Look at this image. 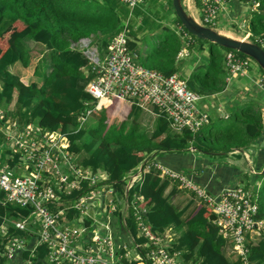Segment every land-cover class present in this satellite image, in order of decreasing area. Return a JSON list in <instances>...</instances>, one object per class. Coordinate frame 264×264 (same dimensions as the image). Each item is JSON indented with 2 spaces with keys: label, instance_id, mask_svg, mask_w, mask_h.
Returning a JSON list of instances; mask_svg holds the SVG:
<instances>
[{
  "label": "trees",
  "instance_id": "trees-1",
  "mask_svg": "<svg viewBox=\"0 0 264 264\" xmlns=\"http://www.w3.org/2000/svg\"><path fill=\"white\" fill-rule=\"evenodd\" d=\"M239 1L248 5L257 3L247 18L248 29L256 36H264V0ZM5 19L9 22L3 26ZM175 21L183 27L176 15ZM120 26L121 17L108 0H0V104L6 106L13 103L12 112L18 123L27 115L25 120L41 133L50 131L64 135L68 139L69 152L86 154L83 165L93 170L102 167L107 181L120 190L124 174L143 162V167L150 165L164 153L188 152L190 147L194 148V152L206 154L251 150L264 129V109L255 99L238 102L225 118L211 117L209 124L195 133L188 129L176 130L170 126L165 113L152 107L156 121L151 134L142 128L138 120L143 110L130 102L120 123L110 124L109 119L117 111V106L125 102L114 101L102 110L99 127L90 130L88 133L91 138L85 140L86 130L84 127L79 128L77 113L83 109L84 102L93 101L84 89L89 77L85 73L88 59L82 51L73 50L71 43L81 38H89L94 45L107 43ZM191 36L196 39L189 46L191 51L206 50L208 58L204 64L194 67L189 77L182 74L181 67L176 63L177 53L183 46L182 39L168 25L158 30L151 29L137 37L141 48L135 40H128L127 47L137 54L140 64L167 76L178 74L186 78L187 86L199 95L210 96L223 92L227 76L224 54L229 49ZM26 37L51 47L46 57H41V62L50 68L40 81L29 82L9 69L17 63L25 68L29 66L34 49L25 47L23 39ZM144 46L145 52L142 51ZM38 67L39 64L35 66L34 74ZM260 71L264 73L261 68ZM6 117L4 115L2 123ZM111 125L115 126L112 129L115 133H112ZM5 149L8 154L4 162L14 167L19 160V153L11 149L9 143ZM260 175L263 180L262 193H257L256 218L264 220V170L254 174L255 177ZM250 185L247 182L245 188L250 189ZM180 191L184 190L176 182L162 180L150 166L128 196L134 193L141 196V200L136 203L137 208L145 211V220L151 232H162L166 227H174L179 235L171 248L182 250L185 259L197 260L200 264H242L238 257L227 255L225 239L219 234L217 225L209 220L212 214L209 207L202 202L195 203L193 199L182 208L172 203L173 197ZM77 195L78 192L73 191L64 196L75 198ZM12 209L26 212L11 204H0V225L5 214ZM11 215L17 217L13 212ZM126 227L131 236L136 235L134 210L131 208L127 212ZM10 231L23 234L19 230ZM135 240L139 244L145 242L144 237ZM1 247L0 243V264H44L47 253L46 247L40 245L34 255L31 256L30 251L25 250L8 262L2 256ZM138 252L143 254L144 249L139 248ZM249 260L252 264H264V233L257 245L251 248ZM137 262L133 259L123 260V264Z\"/></svg>",
  "mask_w": 264,
  "mask_h": 264
},
{
  "label": "built area",
  "instance_id": "built-area-1",
  "mask_svg": "<svg viewBox=\"0 0 264 264\" xmlns=\"http://www.w3.org/2000/svg\"><path fill=\"white\" fill-rule=\"evenodd\" d=\"M128 8L148 0H118ZM231 0H191L190 13L200 24L218 32L221 13ZM255 10L257 3L250 5ZM178 25V24H177ZM244 23L237 25L242 39L255 42L264 48V36L254 35ZM217 27V28H216ZM175 31L182 39L178 57L187 54L188 47L195 43L180 25ZM128 30L119 29L106 43V52L101 55L97 45L89 38L71 43V48L82 51L88 59L85 73L89 75L84 89L93 101L84 102L77 113V122L83 127L88 117L102 111L114 101L134 103L145 112L156 107L165 113L173 128L197 132L209 124L210 113L203 106L202 96L192 91L185 78L178 74L165 75L143 66L135 59L137 54L127 47ZM226 84L237 74H246L251 69V58L239 55L235 50L225 51ZM256 86L264 93V73L256 79ZM16 125V122H15ZM54 133L56 135L54 136ZM17 134V133H16ZM33 135L30 140L26 136ZM5 139L19 160L14 167L7 162L0 164V204H11L26 210L22 213L12 209L17 219L7 224V216L0 225L2 256L10 262L25 250L34 255L38 246L46 247L44 264H123V260L143 259V264H200L185 259L183 251L171 248L177 238L172 226L162 232L150 231L145 220V211L137 208L141 196H128L140 182L150 166L158 176L169 183L176 182L180 189L192 194L197 203L202 202L216 216L213 221L226 241L228 256L238 257L242 264H252L250 250L261 239L264 220L257 219L258 195L241 184L227 185L211 192L194 180L193 170L182 172L168 167L160 158L150 165L138 166L121 178L122 189L107 181L103 168L93 170L76 162V154L69 152L68 139L57 132L41 133L33 124L20 129L17 136ZM67 141L62 145L61 141ZM190 151L194 148L190 147ZM238 152L234 150L230 153ZM245 152L250 161L251 152ZM252 174L258 172L250 167ZM73 191L75 198H68ZM134 210L137 228L131 236L126 227L128 209ZM10 229L21 233H11ZM263 231V232H261ZM125 238L121 239V234ZM144 237L139 244L136 238ZM144 249V253L138 249ZM129 250L135 255L129 257Z\"/></svg>",
  "mask_w": 264,
  "mask_h": 264
},
{
  "label": "crops",
  "instance_id": "crops-1",
  "mask_svg": "<svg viewBox=\"0 0 264 264\" xmlns=\"http://www.w3.org/2000/svg\"><path fill=\"white\" fill-rule=\"evenodd\" d=\"M162 1L163 0H148V4L150 3V5H148L150 8V12L155 17V21H153L151 27L146 30L148 32L151 29L158 30L161 26L165 25L163 20L160 19L162 17L161 11L157 9V7L163 5ZM165 1H169L171 8V4H172L171 0H165ZM190 2L191 0H181L183 8L187 12L193 11L192 7L188 8ZM108 3L116 9L122 20L124 18V16L122 15L123 9L121 8L122 3H120L118 0H108ZM124 6L127 9H129L128 11L129 13L132 11L133 8L136 7L135 6L133 8H128L126 5ZM248 8L251 9V6L248 4L240 2L239 0H231L221 13V18L218 24L219 26L217 28L220 30V33H221V29H230L231 22H236L237 19L240 18V16H242L241 15L242 12L246 11ZM168 25H172V24H168ZM171 28L175 29L176 27L171 26ZM145 32H143V34ZM237 32L239 33V37L238 35H236L235 37L242 39L241 32L239 31ZM141 35L142 32L139 33L137 37H140ZM26 38L30 42H33L35 46L37 44L40 46V48H44L45 52H49L51 49L49 45L39 44L34 42L32 39L28 37ZM137 44L139 48H141L140 45L141 43L137 41ZM142 51L144 52L146 51V46L143 47ZM207 58L208 57L206 50L198 52L192 49L191 51L190 47H188L187 54L179 57L176 56V63L180 64L181 71L182 72L184 71L183 73H186V75L183 73L182 74L185 77H189L192 69L200 64H204ZM260 74H262L260 69L252 63L250 71L247 72L246 74L234 75L229 81V83L226 84V88L223 92L207 96L203 100V106L210 113V121H211V117H215V116L221 118L227 117L229 113H231V111L235 109L236 104L238 102H241L247 99L248 97L257 99L261 107L264 109V93L259 91L258 87L255 85L256 79ZM239 87L240 89L237 92L236 89ZM23 118L24 119H22V121L18 123V121L15 118V114L12 111L9 112L3 124H0V128H1L0 133L3 132L4 134L3 140L8 139V141H11L9 140V136L15 137L17 136L20 129L27 127L29 124L32 125V123L27 122L25 120V118H27V115H25ZM263 124H264V120H263ZM55 135L56 133H54V136ZM32 137L33 135L26 136L27 140H30V138ZM61 144L63 146L66 145L67 141L63 140L61 141ZM5 150L6 149L1 146V142H0V164L2 163V160L6 156L5 153H3L5 152ZM249 151L251 152L250 161H247L246 155H244L245 152L238 151L235 153H228L231 156L230 157L228 156L227 161H225L222 164H210L205 159L197 157L195 154L197 152L194 151H188L183 153H175V152L164 153L158 158H160L163 161V163L166 164L168 167L173 168L175 170L178 171L180 170L182 172L183 171L185 172V170L183 169L186 170L188 169L190 171L193 170L195 176L194 180L199 185L205 187L207 190L214 192L216 190H220L224 186L241 183V181H243V179H241L242 176H244L246 178V182L249 181L250 184L251 182H254V180H257L255 179L256 177L254 176V174L251 173L250 167L253 170L257 171L258 172L257 174H259L264 170V129L260 137L257 139L255 145H253V147ZM76 156H77L76 162L79 164H81L85 159V157H83L82 160H79L78 154H76ZM233 156H235L236 158H233ZM100 168L102 167H99V169ZM247 177H249L251 180L248 179ZM125 234L126 233L121 234V239L125 238ZM139 264H143V263L139 262Z\"/></svg>",
  "mask_w": 264,
  "mask_h": 264
},
{
  "label": "rangeland",
  "instance_id": "rangeland-1",
  "mask_svg": "<svg viewBox=\"0 0 264 264\" xmlns=\"http://www.w3.org/2000/svg\"><path fill=\"white\" fill-rule=\"evenodd\" d=\"M162 4L163 5H161L160 7H157V9H159L161 11L162 17L160 19L163 20L165 25L172 24V25H168V26H170V27L175 26L177 28L178 25L176 24V21H175V15H174L173 7L170 8L169 1L163 0ZM148 5H150V3L148 4V1L144 2L143 4H138L129 13L128 12L129 9H127L123 4H121V8L123 9L122 15L124 16V18L121 20L120 29H127L128 30V40H133V41L135 40L136 44H137V36L139 35V33L142 32V35H144L143 32H145L148 28H150L151 25L153 24V21H155V17L151 14L150 8ZM251 11H252V9L248 8L246 11L242 12V14H241L242 16H240V18H238L236 22H231L230 29H221V34L231 36L234 38H238L239 33L236 31V26L237 25L239 26L240 24L244 23L245 25H247L246 27L248 28L247 18L249 17V14ZM8 22H9V20L5 19V21L3 22V26H5ZM146 32H148V31H146ZM236 35H238V37H235ZM193 39H195V38L193 37ZM23 43L27 49H31V50L34 49V51H33L34 55L32 54L30 64L28 67L25 68V67L21 66L20 63L19 64L17 63L16 65L11 66L10 69L15 74H19L20 76H22L23 78H25L29 82L31 80L40 81V79H42L43 75L45 73H47L49 71V68H50L48 66V64L47 65L45 64V62H43V63L41 62V57L42 56L46 57V54H48V52H45L44 48H40V46L37 44L35 46V44L33 42H30L27 38L23 39ZM96 45H97V49L100 51V54L103 55L106 52V49H105L106 42H99V43H96ZM136 60H137V58H136ZM251 62L259 68L258 64L252 58H251ZM37 64H39V67L36 70V74H34L33 70ZM178 66H181V65L178 64ZM183 74L186 75V73H183ZM239 89H240V87L237 88L236 91L238 92ZM249 99H255V98L248 97L247 99H245L243 101H249ZM255 100H257V99H255ZM243 101H241V102H243ZM128 104H129V102L125 101L120 106H117L118 107L117 111L114 112L115 114L112 115V117H110V119H109L110 124L111 123L112 124L120 123L121 119L124 117L123 113L127 109ZM12 110H13V103H10L9 105H6V106L0 104V124H3L2 118L4 117V115L8 116L9 112ZM149 110H151L152 112L141 111L138 120H139L142 128L145 131H147L148 134H151L153 127L155 125V121H156V113L153 111L152 107H149ZM101 114H102V111H98L97 113H93L91 116L88 117L87 121L85 122V124L83 126L84 129L86 130V135L84 137L85 140H88V138H91L90 134L88 133L90 130L96 129L99 127V118L101 117ZM112 129H115V126L111 125V131H112ZM0 130H1V128H0ZM102 131H103V128H102ZM112 133H115V131H112ZM3 135H4L3 132L0 133V142H1V146L3 148H6L8 143H7V141H5V139L3 140ZM3 153H5V155L8 154L7 150H5V152H3ZM195 154L197 157L205 159L210 164H222L225 161H227L228 156L229 157L231 156L229 154H206V153H195ZM78 157H79V160H82L83 157H86V154H84V153H81L80 155L78 154ZM233 158H236V157L233 156ZM76 159H77V156H76ZM4 161H5V158L2 160V163H5ZM248 169H249V167H248ZM247 178L250 179L249 177H247ZM241 179H243V181H241V183H238V184L245 186V184L247 183L246 178L244 176H242ZM255 179H257V180H254V182H251L250 190L253 193H262V189H261L262 188L261 185H262V181H263L262 175H260L259 177H256ZM192 199H193V197L190 193L180 191L177 195H175L173 197L172 203L176 207L182 208ZM193 200L195 201V203H197V201L195 199H193ZM5 215L7 216L6 219H7L8 225L12 224L13 220L17 219V217H12V215L9 214L8 212ZM174 231L176 232V236H178L179 235L178 232L175 229H174ZM261 232H263V231H261ZM134 255L135 254L131 250H129L128 256L131 258ZM229 257H231V256H229ZM191 260L194 261L193 259H191Z\"/></svg>",
  "mask_w": 264,
  "mask_h": 264
},
{
  "label": "water",
  "instance_id": "water-1",
  "mask_svg": "<svg viewBox=\"0 0 264 264\" xmlns=\"http://www.w3.org/2000/svg\"><path fill=\"white\" fill-rule=\"evenodd\" d=\"M171 2L175 15L178 17L188 33L199 39L207 40L225 48L238 51L252 58L264 71V48H262L259 44L227 36L211 27L204 26L183 8L181 0H171ZM143 164L144 162L140 166ZM215 219L216 216L214 214L209 216L210 221L213 222Z\"/></svg>",
  "mask_w": 264,
  "mask_h": 264
}]
</instances>
